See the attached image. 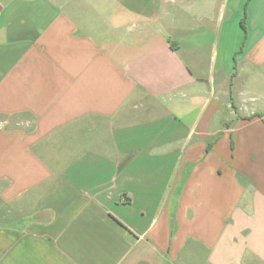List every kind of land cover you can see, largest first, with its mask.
Here are the masks:
<instances>
[{"label": "crops", "instance_id": "1", "mask_svg": "<svg viewBox=\"0 0 264 264\" xmlns=\"http://www.w3.org/2000/svg\"><path fill=\"white\" fill-rule=\"evenodd\" d=\"M0 264H264V0H0Z\"/></svg>", "mask_w": 264, "mask_h": 264}, {"label": "trees", "instance_id": "2", "mask_svg": "<svg viewBox=\"0 0 264 264\" xmlns=\"http://www.w3.org/2000/svg\"><path fill=\"white\" fill-rule=\"evenodd\" d=\"M246 18H243V20H242V25L244 26V28H245V26H246ZM261 116V115H260ZM252 118V117H251Z\"/></svg>", "mask_w": 264, "mask_h": 264}]
</instances>
